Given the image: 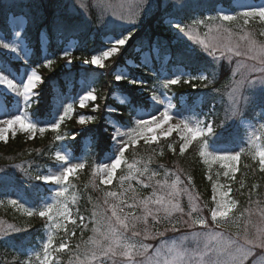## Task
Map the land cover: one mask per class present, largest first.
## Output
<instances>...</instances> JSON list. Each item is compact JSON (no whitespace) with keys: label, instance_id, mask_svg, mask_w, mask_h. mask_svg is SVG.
Instances as JSON below:
<instances>
[{"label":"rangeland","instance_id":"1","mask_svg":"<svg viewBox=\"0 0 264 264\" xmlns=\"http://www.w3.org/2000/svg\"><path fill=\"white\" fill-rule=\"evenodd\" d=\"M108 2L116 5L124 3L126 5L124 11L127 16V5L134 3V0H108ZM203 2H210L211 6L215 8V11L205 12L204 14L198 13V8ZM81 4L84 6L81 7ZM96 4L97 0H0V7L3 6L5 9L8 7L15 11V13L8 16L9 28L11 30L10 37L8 38L5 34L0 32V40L17 46L20 55L24 57L20 59L16 54L10 53L5 49H0V53L4 57V59H0V65L6 66L12 77H24V82H26V73L30 72L31 69H35L37 74L40 75L36 67L31 66L29 62L27 63L32 53V48L24 37L26 35L25 29L28 24L29 26L31 24L32 28L37 32L40 52L43 54L42 61L44 63L49 39L45 33L47 29L44 21H49L57 25L61 20L65 23L70 22L72 25H75V28L77 27L80 29L81 32H96L93 33L92 39H94L96 35H102L103 32L105 33L106 31L107 34L102 36L105 43V48L103 49L110 47L108 40L109 37L115 38L113 35L114 32L121 33V30H125L126 32L124 34L121 33L123 35L132 32L133 38L123 47H132V44L136 42L133 50L139 54L140 62L147 65V67L152 70V62L157 60L158 56L161 55L158 51L159 48L152 46L151 48L142 49L139 48L140 46H137V44L150 43L148 37L150 31L144 32L146 26L152 27L155 33H157L158 26H163L165 31L169 33V38L159 39V36H156L157 40L159 39L162 44H175L178 48V52L175 55L180 59V62L167 70L166 65L169 59L173 58L174 54L171 52H165V54H163L165 58L161 60L163 61L162 65L157 71L152 72L153 74H161L158 78L161 79L157 82L158 86L155 84L152 88L158 91L155 94L160 96L162 103L156 104L152 101L150 98L152 92L149 91L147 95H144L148 107L143 103L140 104L128 121L118 120L122 112H120L116 106L125 105L131 101V96L121 92L120 89L109 93L108 99L113 100L115 104L109 103L106 105L103 120L105 126L101 130V127L97 125L94 131L95 136L98 134L99 130H101V137L106 135L108 149L101 157H96L94 160H90L87 156V154H90L95 149L90 137L85 138L81 136L82 132L80 130L74 131L72 129L69 132L63 127L69 123L68 121L75 120L77 125L81 126L83 129L93 122L92 119L94 115L96 117L97 113L101 112L96 106L95 101H87L83 108L79 105L80 98L88 94L89 91L93 92L94 95L97 94L93 83L82 79L77 82L76 93L74 95L65 93L58 94V96L51 101V113L43 118H37V114L30 109L32 102L35 101L36 97L41 95L38 92V87L42 83V77L41 81L37 83L36 88L29 94L27 102L23 97L17 96L15 93L0 86V119H12L16 114H20L26 116V118L33 123H36L38 127H50L54 119V113L57 107H59V102H63L64 107L72 105L73 111L71 113V118H65L59 131H48L46 133L50 134L51 139L62 141V143L65 139L69 138L68 135L76 134L73 136L75 137L74 141L70 140L71 142L69 143L64 142V144H61L59 148H57V152H61L68 159V166L84 165L82 169H79L70 176L69 181L84 169H87L88 173L91 174L88 182H86L85 179L86 186L83 188V194L77 192L78 195L70 194L69 181L61 185L46 183L49 185L51 193L44 198L42 205L34 207L31 211L38 213L39 210L44 209L49 204H54L56 200L59 199L66 202L71 213L70 219L75 221V223H70L68 219L60 218L55 209L51 214L54 217L52 220H49L48 217L41 218L38 214L33 215L32 217L45 222L43 241L39 244L30 246L24 252L19 253V256L9 254L0 249V264H9L15 261H17V264H40V260H42L44 256V244L48 242L49 236L52 237V248L48 250L51 264H81V262H85V264H150L149 257H151V264H157V262L158 264H165V262H168V264H209V261L215 259V257L204 254V245L207 242L203 234L204 231L222 232L225 238L243 242V233L245 229H247L249 236H255L257 229H264V194L247 201L245 206H241L232 196V183H230L238 171L240 156L244 153L249 156L251 160L259 164V158L256 153L260 148H264V108L261 110L256 109L257 111L255 112L252 110V105H256L251 101V96L253 94L264 92V86H256V82H254L251 87L242 88L235 104V114H233L232 111L233 96L235 95L233 93L234 80L239 79L238 76L234 77L233 73L237 68L238 62H245L249 65L258 64V60H251L248 58L250 55L255 54L249 51V41L241 40L240 37L248 35L249 39L256 41L257 47L264 44V36L260 35V33L264 31V21H261L259 18H249L248 24H244L243 17H240L239 13L246 10V6L258 7L264 4V0H179V2L178 0H150L144 12L135 17L137 23L134 25L125 24L123 21H117L111 16L106 17L105 23L100 22V14L97 11ZM223 15H233L236 16L237 19L233 21H223L219 19V17ZM210 17L211 19H209ZM157 19L161 21L158 22ZM200 21H202V23H198ZM176 23H180L181 26L185 28L184 33L179 32L178 29L173 26ZM210 27L214 29L210 36L220 35L221 37H227L228 33H231L230 42L227 39H223L220 47L215 50L221 52V56L218 58H216L214 54L209 55V50H206L204 46L199 43L200 40L206 39L205 33H208ZM216 30L219 31L217 32ZM16 32L20 33L21 38L16 37ZM188 33H191V35ZM225 45H229L232 50L229 51L228 47ZM75 47L76 40L72 39L67 42L64 50L68 49L72 53ZM237 52H239L240 55H236ZM99 53L100 52L96 54ZM49 57L51 58V56ZM119 57L120 55L118 52L116 55L105 60V67L102 69L94 65L83 64L82 62H79V65H82L83 68L87 70L96 72L99 78L102 74L106 75L110 73L111 76L109 79H113L115 83H119L120 81L115 80L116 72H120L128 78L129 69H134L135 67V59L133 58L124 62L123 66H117L116 63ZM53 59L55 60V58ZM74 61H76V59L72 55L71 63L66 59H61L59 63L64 69H69L75 65ZM56 63L58 62L54 64ZM51 67L52 66L47 69L51 70ZM204 67L208 70H203ZM200 75L207 76V79H196V77ZM168 78H179L181 82L178 85H169L165 88L163 87V83L165 82L163 79ZM185 80H191V82L184 83ZM138 81L142 82V80ZM15 82L19 84V79ZM141 84H138V86L140 87ZM145 85L146 83L144 86ZM188 86H190L192 90L197 88L202 90L208 89V91H201L199 94L195 95V93L189 92ZM127 87L131 88L132 86L128 85ZM173 87L176 88L173 90ZM144 89L143 87L138 91L143 92ZM181 89L187 91L182 92ZM208 93H214L212 98L215 99L219 107H221L219 130L215 134H211V132L208 131L209 126L213 131L212 118L208 116V113L203 109V103L205 102L204 95ZM57 98H59V100ZM105 98L103 94L101 102H103ZM109 106L114 109L113 112H109ZM165 110L172 116V119L169 121L171 125H175L180 121H185L192 127L203 129V134L191 141L189 148L193 142L201 144L203 141L201 146L199 145V153L201 151L205 153V156L201 157L204 163L206 159L208 160V162L205 163L209 168L208 176L213 179L212 197L210 199L211 206L203 202V199L191 186L189 177H186L183 171L178 169L179 166L176 161L175 164L177 167L171 168L170 165L154 166L150 164L151 159L157 162V155L151 157V159L149 157L145 158L144 156L140 157L138 153L132 154L130 157L132 159L126 155L131 147L139 144L142 146L153 145L157 147L159 150V152H157L158 154L162 153L166 148L168 151L173 152L175 151V144L177 145V143H179L181 147L184 143L180 131H173L169 134L167 133L169 125L165 124L156 130L155 134L157 135V140L155 142L145 143L143 138H140L135 145L127 143L129 139L128 135L114 138V132L117 127H119L122 133H133V130L136 129V120L138 117L152 119L153 115L159 117L160 113ZM87 111L92 112V114L87 113ZM60 114H62V112ZM81 117L86 120L84 125L79 123ZM110 127H112V129ZM238 128L244 131V141L242 145L237 147L215 145V141L224 135L226 131L232 130V132H234ZM17 134L25 135L27 138L32 139L37 136H43L45 133L41 135L37 132L35 135H32L21 131L19 125H17L14 132H9L7 134V141ZM57 137H59V139H57ZM101 137L98 139L100 145L103 144V142H101ZM168 140L171 141L169 145ZM121 145L125 146L126 151L122 158L121 166L114 174L113 182L110 185L101 184L99 170L104 167H110L115 159L119 158L118 149ZM183 154L180 153V155ZM231 155L239 157L237 161L228 162L233 166L231 171L223 166L225 161L213 159L214 156ZM130 165L131 167H129ZM62 168V162L56 159L54 164L47 167L45 166V168L40 166L30 171L29 161H18L12 158L4 161L3 165L0 166V176L8 177V179L3 181L16 182L20 187H25L35 180L34 174L40 172L44 175H59ZM145 168H147V171L144 172L143 175H140V172ZM226 172L229 174L225 175ZM149 176L153 178L149 180ZM177 176L180 178V183L177 185V188L180 190V195L173 202H178L183 212H174L171 217L165 219V213L161 211L158 214L160 223H156V221L149 216L147 225L138 221L136 222L135 229H132L131 224L128 230L120 229L119 231L122 233L120 237L121 242L122 244L133 246L130 249L118 247L111 241L104 240V237L100 235V233L93 231V229L97 227L93 222L95 219V217H93V212L103 211L107 207L104 204L106 198L111 202H118L112 197H106L107 192H116L119 196L121 193H124L125 188L131 185V188L136 190L135 196L137 200L148 199L152 197L154 190L157 195H164L169 190H161L157 182L163 184L166 181L168 185H171L175 182ZM146 184L149 185V187H145L144 185ZM214 186L217 191H213ZM64 189H67L66 200L65 198H57L55 195L56 192ZM184 190L193 194V201L190 202L188 200V196ZM221 191H226L228 193L225 198L233 201L235 207L229 212L227 220H221V218L218 217L220 223L217 225L211 221V211L215 209L216 201L219 200ZM133 195L134 193L129 191L124 193L123 198L131 203L133 202ZM72 198L80 201H87V207L90 210L88 219H83L80 216L77 217L76 214L72 212L71 205L69 204V200ZM13 199L17 200L18 207L8 203L9 200ZM193 206L196 208L194 212L191 211ZM150 207L155 210L158 206L152 204ZM0 208L4 210L8 208L13 209L18 213L16 215L19 218L25 214L21 209L30 210V206L22 204V201L14 191L0 196ZM130 211L134 212L137 216L144 215L143 208L139 206L134 209L125 208L126 213ZM190 212L191 215L189 216L188 213ZM106 214L110 216L111 212L108 211ZM198 219H206L209 224L208 229L201 230L198 224L193 225V221ZM57 221L61 224L59 229L55 227ZM172 224L176 225V230H172ZM9 225L12 227L9 228ZM80 226H83L84 231H87V236L85 238L82 236L77 239L73 236V231ZM22 227L23 226L19 224V220L16 221L5 216H0V238L16 234ZM146 228L150 237L148 239H145L144 235ZM13 229H19V231H14ZM105 230L106 229L101 226L100 232H104ZM133 231L139 232L140 235L133 236ZM157 233H163V235H158ZM93 239L100 241L101 246L105 250L111 245L115 255H113L112 252H109L107 255L101 253L93 258L91 255L92 250H96L98 253L100 252L97 245L91 242ZM61 243L67 245L66 250L58 251ZM141 244L147 245L148 247V253L146 255L139 254V246ZM78 245L80 246L79 249L77 248ZM85 250L88 251L87 257L84 254ZM129 250L132 252L131 260L124 254ZM254 252L255 255L250 257L247 264H264V250L257 248L254 249ZM8 255H12V257L10 259L5 258V256Z\"/></svg>","mask_w":264,"mask_h":264},{"label":"trees","instance_id":"2","mask_svg":"<svg viewBox=\"0 0 264 264\" xmlns=\"http://www.w3.org/2000/svg\"><path fill=\"white\" fill-rule=\"evenodd\" d=\"M214 9L215 8L211 6L210 2H203L200 4L197 12L204 14L205 12H214ZM12 13H15L14 9L11 10L8 7L5 9L3 6L0 7V32L5 34V36L8 38L10 37L11 33L8 23V16ZM157 20L158 22L161 21L160 19ZM44 24L47 29V32L45 33L48 36L47 38H49L47 44V56L55 58V62L58 63L52 65L51 70H48L43 66V54L40 52L38 34L32 28L31 24L30 26L28 24L25 29L26 35L24 37L32 48L29 64H31L33 67H36L42 77V83L38 87V92L41 95L38 96L37 100L32 103L30 109L37 114V118H43L50 113L52 98L58 94L64 93L74 95L76 93V84L82 79L93 83L97 93V99L95 103L101 112L97 113L96 117L94 115L92 119L93 122L83 129L81 126L77 125L75 121H70L63 127L69 132L72 129L74 131L80 130L82 132L81 136L85 138L90 137L95 149L93 153L89 154V157L91 160L96 157L99 158L108 149L106 135L104 137H101L102 135H100L101 130L105 126L103 124L105 116L104 109L109 103L115 104L113 100L108 99L109 93L120 89L121 92L131 96L132 100L130 103H126L124 106H116L117 109L122 110V115L118 119L127 120L131 114H133V108L138 106L139 103H142L139 98L141 95L138 90H140L143 84L139 87L138 85L129 84L127 80H122L119 83H115L113 79H109L111 76L110 73H107L106 75L102 74L99 78L96 72L81 68L80 65H78L77 60L82 61L84 58L90 59L93 54H96L105 48V43L102 39V36L107 34L106 31L105 33L103 32L102 35H96V37L92 39L93 33L96 32L84 33L76 27L74 31H65L61 33L56 30V25L52 24L51 22L44 21ZM66 24L71 23L68 22ZM148 30L150 31V35L148 34L150 43H139L137 46L139 45V48L145 49L156 45V47L159 48L158 50L161 55L158 56L157 60L152 62V70L140 62L139 54L133 50L136 42L132 44V47L129 46L128 48H120V57L116 63L117 66H123L124 62L131 58L135 59V67L134 69H129L128 80H142L143 83L148 81H151L152 83L156 82L157 78H159V75H152V72L157 71L162 65L163 61L161 60L165 58V55H163L165 52H171L174 54L173 58L169 59V62L166 65L167 70L180 62V59L176 57L177 55H175L178 52L177 46L175 44H162V42L159 41V39L169 38V33L165 31L164 27L158 26L157 33H155L152 27L146 26L144 28V32ZM121 31L123 34L126 32L125 30ZM121 33L114 32L113 35L117 37ZM156 36H159L158 40ZM72 39L76 40V47L72 53L73 57L76 59V61H74L75 65L70 69H64L59 62L61 61V55H63V51L67 45V42ZM203 70L208 69L204 67ZM128 85L132 87L128 88ZM175 88L176 87H174L173 90ZM188 90L191 93H195V95L199 94L201 91H208V89L202 90L197 88L192 90L190 89V86H188ZM181 91L184 92L187 90L181 89ZM103 94L106 98L103 100V102H101V97ZM213 94L214 93H208L207 95H204L205 102L203 103L204 111L212 118L213 131L211 134H215L219 130V115L221 114V107H219V104L216 102V100L212 98ZM251 97L252 103H255L256 105H252V110L256 112V109L261 110L264 108V92L253 94ZM87 113L92 114V112L88 111ZM97 125L101 127V130H99L98 134L95 136L94 131ZM75 135L76 134L68 135L69 138L65 139L64 142L69 143L71 142L70 140L74 141L73 136ZM100 137L101 142H103L102 145H100V142L98 141ZM243 141L244 131L241 128H238L234 132H232V130L226 131L224 135L215 141V145H222L224 147H237L242 145ZM64 142L62 143V141L51 139L49 133H45L43 136H37L32 139L27 138L25 135L17 134L11 137L7 142H0V166H2L3 162L7 159L15 158L18 161H29L30 171L35 170L40 166L45 168V166L47 167L51 164H54L56 160L55 153L57 148H59L61 144H64ZM170 142L171 141L168 140V145ZM201 144L193 142L190 148L183 155H180L179 143H177V145L175 144V151L173 152L168 151L166 148L162 151V153L158 154L157 152H159V150L157 147L153 145H140L137 147H131L127 151L126 155L130 158L132 154L138 153L140 157L144 156L145 158L149 157L150 159L151 157L157 155V162H154L151 159L150 164L154 166L170 165L171 168L175 166L177 167L175 164L176 161L179 166L178 169H181L186 177H189L191 186L203 199V202L208 203L209 206H211L210 199L212 197L213 179L208 176L209 168L204 163L199 153ZM37 174L41 173L39 172L34 175L36 176ZM90 175L91 174L88 173V170L84 169L80 171L78 175L73 177L69 181L70 194H83V188H85L86 182H88ZM230 183H232V196L237 200L238 203L241 204V206H245L247 201L255 199L264 194V173L260 171L259 164L251 160L250 157L244 153L240 156L238 171ZM11 191L17 193V196L22 201V204L30 206V210L34 207L42 205L44 198L51 193L49 190V185L45 184L43 181L33 180L25 187H20V185L16 182L0 181V196L9 194ZM86 202V200L80 201L75 198L69 200L72 212H74L77 217L80 216L83 219H88V213L90 210L88 209ZM16 214L18 213L13 209L8 208L4 210L0 208V216H5L16 221L19 220V224L23 226L22 229L16 234L0 238V249L8 252L9 254L19 256V253L24 252L30 246L39 244L43 241L45 222L38 220V218L29 217L25 214L19 218ZM73 234V236H75L77 239L82 236L85 238L87 236V231H84L83 226H80L75 231H73ZM11 257L12 255L5 256V258L8 259ZM9 264H17V261L11 262Z\"/></svg>","mask_w":264,"mask_h":264},{"label":"snow or ice","instance_id":"3","mask_svg":"<svg viewBox=\"0 0 264 264\" xmlns=\"http://www.w3.org/2000/svg\"><path fill=\"white\" fill-rule=\"evenodd\" d=\"M179 2V0H178ZM150 0H134V3L127 5V16L125 15V7L124 3L116 5L114 3L108 2V0H97L96 8L100 14V22L105 23L106 17L111 16L114 17L117 21H123L125 24H136V16L140 13H143L146 6H148ZM84 5L81 4V7ZM240 17H243L244 24H248L249 18H259L261 21H264V4L259 5L258 7L253 6H246V10H243L239 13ZM211 19V17L209 18ZM219 19L223 21H233L237 19L236 16L233 15H223L219 17ZM202 23V21L198 22ZM179 32L184 33L185 28L181 26L180 23H176L173 25ZM115 27V26H113ZM56 30L58 32H65V31H74L75 27L71 24H66L62 20L57 23ZM214 29L211 27L208 30V33H205V40H200L199 43L204 46L206 50H209V55H212L213 52L218 49L222 43L223 39H227L229 42L231 40V33H228L227 37H221L220 35H212ZM217 32L219 30H216ZM191 35V33H188ZM17 38H21L19 32L15 33ZM261 36H264V31L260 33ZM133 38L132 32L128 33L127 35L120 34L117 37H109L108 44L110 47L106 49L100 50L99 54H93L90 59L84 58L82 60L83 64H90L94 65L97 68H104L105 64L104 61L109 59L110 57L116 55L120 48L125 46L129 40ZM241 40H248L249 41V51L254 52V55H250L248 58L251 60H258V64H247L245 62H238L237 68L233 73L234 77H239V79L234 80L233 86V114H235V104L237 102V97L239 92L244 87H251L254 82H256L257 78H264V44H261L259 47L256 45V41L249 39L248 35H244L240 37ZM228 47V50L231 51V47L229 45H225ZM0 49H5L10 53L16 54L20 59L24 57L20 55L19 49L14 44H10L4 40H0ZM236 55H240L239 52ZM71 56L72 53L70 50L65 49L63 51V55L61 59L68 60L71 63ZM55 63L53 58L48 56L44 57L43 66L48 68ZM11 77V78H9ZM19 79V84L15 81ZM196 79H207V76H197ZM115 80H127L129 84H141L140 81L135 80H128V78L121 74L120 72H116ZM158 81L161 79H157ZM41 81V76L37 74L35 69H31L30 72L26 73V82H24V77H12L11 73L8 71V68L4 65H0V86H3L4 89H7L10 92L15 93L17 96H21L27 102L28 96L32 93L33 89L36 88L38 82ZM165 81L163 83V87L167 88L169 85H178L181 80L179 78H168L163 79ZM191 80H185L184 83H190ZM151 100L154 101L156 104L162 103L160 96L155 94V91L151 94ZM59 100V98H57ZM97 99L96 95L93 92L89 91L88 94L83 95L79 100V105L81 108L85 107L87 101H95ZM123 102V101H122ZM131 106V105H129ZM109 112H113L114 109L109 106ZM73 111L72 105H68L64 107L63 102H59V107H57L56 112L54 113V119L50 124V127H38L36 123H33L31 120H28L26 116L16 114L12 119H0V141H7V134L9 132H14L17 125L21 131L26 133L35 135L39 132L41 135L48 131L58 132L61 128V124L64 122L65 118H71V113ZM62 112V114H60ZM58 113V114H57ZM172 119V116L169 114L167 110L160 113L159 117L153 115L152 119H147L144 117H138L136 120V129L133 130V133H122L119 130V127L116 128L114 132V138L120 137L122 135H128L129 139L127 141L130 145H135L138 143L140 138H143L145 143L155 142L157 140L156 130L161 128L163 125L168 124L167 133H172L173 131H180L182 133V139L184 141L183 145L180 147L179 151L183 154L188 148L191 141L197 139L200 135L203 134V129L199 127H192L189 123L185 121H180L175 125H171L169 121ZM81 125L86 123V120L81 117L79 120ZM208 131L212 132V128L209 126ZM138 133V134H137ZM59 139V137H57ZM75 139V137H73ZM119 151V164L117 166H113V163L110 167H104L99 170L101 175L100 183L104 185H110L113 182L114 174L116 170L121 166L122 158L126 151L124 145H121L118 149ZM200 155L203 157L205 153L203 151L200 152ZM256 155L259 158V166L260 171L264 173V148H260ZM57 161L62 162L63 168L59 175H44V174H37L34 179L38 181H43L44 183H54L56 185L66 184L69 181L70 176L76 173L79 169L84 167L83 164L77 166H68L69 161L64 154L61 152L56 153ZM213 159L225 161L224 167L232 170V164L228 163L231 161H237L239 159L236 155L231 156H214ZM114 161V162H115ZM208 160H205L207 163ZM131 167V165L129 166ZM147 171L145 168L143 171L140 172V175H143L144 172ZM229 173L226 172L225 175ZM154 175V174H153ZM153 177L149 176V180ZM8 179L7 176H0V181ZM190 182V181H189ZM180 183L179 176L176 177V180L171 185H168L165 181L163 184L157 182L158 187L161 190L169 189L164 195H157L156 191L154 190L152 193V197L143 200H137L135 196V189L131 188L129 185L128 188L124 189V193L131 191L134 193L132 200L133 202L129 203L127 200L123 198L124 193H121L119 196L116 192L109 191L106 193V197H112L114 200L118 202H111L107 198L104 200V204L107 206L103 211L93 212L94 223L97 225L93 229L94 232L100 233L104 237V240L111 241L112 243L116 244L118 247L128 248L130 249L133 246H129L127 244H122L120 237L122 233L119 231L120 229L128 230L131 224L132 229H135L136 222H142L145 225L148 223V217L151 216L156 223H160V219L158 214L163 211L165 213V219L172 216L174 212H183V209L180 207L178 202H173L177 197L180 195V190L177 188V185ZM145 187H149V185H144ZM123 187V185H122ZM188 196V200L191 202L194 200V196L191 192H187L184 190ZM213 191H217V189L213 188ZM66 192L67 189L61 190L56 192L57 198H65L66 200ZM228 195L226 191L220 192V198L216 201V207L214 210L211 211V221L214 224L219 225L221 220H227L229 212L235 207L233 201L227 200L225 197ZM74 199V198H73ZM8 203L12 206H17V200H9ZM157 205L158 207L153 210L150 205ZM142 207L144 210V215L137 216L134 212H125V208L134 209L137 207ZM58 213L60 218L68 219L70 223H75V221L71 220V213L67 207L65 201L57 199L54 204L47 205L44 209L39 210L38 213H35L31 210L21 209L24 211L25 215L32 217L33 215L38 214L41 218L48 217L49 220H52L54 217L51 215L53 211ZM110 211L111 215L108 216L106 213ZM191 211H196L195 206H193ZM224 211L226 214L224 216L220 215V212ZM191 215V212L188 213ZM199 225L201 230H206L209 227L208 221L206 219H198L193 221V225ZM103 226L106 230L104 232H100V228ZM12 226L9 225V228ZM56 228H60L61 224L57 221L55 223ZM86 227V225H85ZM14 231H19V229H13ZM172 230H176V225L172 224ZM158 235H163V233H157ZM204 236L206 237L207 242L204 245L205 248V255L214 256L215 259H211L209 264H247L248 260L251 256L255 255L254 249H261L264 250V229H257L255 236H249L247 229L244 230L243 233V242L239 240H233L231 238H225L222 232H203ZM133 236L140 235L139 232L133 231ZM145 239L150 238L148 234L147 228L145 229ZM93 244L97 245L100 249L98 253L96 250H92L91 255L95 258L98 254L107 255L109 252H112L115 255L111 245L105 250L101 246V242L98 240L93 239L91 241ZM79 245L77 248L79 249ZM52 248V237L49 236L48 242L44 244V256L43 259L40 260V264H51L49 260V249ZM67 245L61 243L60 248L58 251L66 250ZM140 251L139 254L146 255L148 253L147 245L141 244L139 246ZM85 256L87 257L88 251L85 250ZM129 257L131 260L132 252L131 250L124 253ZM158 255V254H157ZM78 259V258H77ZM149 261L151 264V257H149ZM81 264H85V262H81ZM158 264V262H157ZM168 264V262H165Z\"/></svg>","mask_w":264,"mask_h":264},{"label":"clouds","instance_id":"4","mask_svg":"<svg viewBox=\"0 0 264 264\" xmlns=\"http://www.w3.org/2000/svg\"><path fill=\"white\" fill-rule=\"evenodd\" d=\"M256 86H264V78H257L256 79ZM119 164V159L113 163V166H117ZM226 213L224 211L220 212L221 216H224Z\"/></svg>","mask_w":264,"mask_h":264},{"label":"water","instance_id":"5","mask_svg":"<svg viewBox=\"0 0 264 264\" xmlns=\"http://www.w3.org/2000/svg\"><path fill=\"white\" fill-rule=\"evenodd\" d=\"M214 55H215L216 57H220V56H221V53L218 52V51H214Z\"/></svg>","mask_w":264,"mask_h":264}]
</instances>
